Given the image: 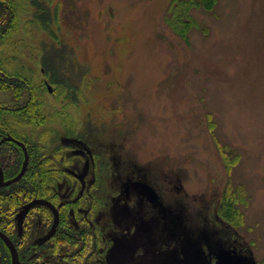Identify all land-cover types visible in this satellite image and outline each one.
I'll use <instances>...</instances> for the list:
<instances>
[{
  "label": "rangeland",
  "instance_id": "rangeland-1",
  "mask_svg": "<svg viewBox=\"0 0 264 264\" xmlns=\"http://www.w3.org/2000/svg\"><path fill=\"white\" fill-rule=\"evenodd\" d=\"M171 1L13 0L0 67L43 89L44 120L7 117L76 191L75 140L91 149L106 264H264V0L193 8L183 36ZM224 196L238 222L218 215Z\"/></svg>",
  "mask_w": 264,
  "mask_h": 264
},
{
  "label": "flooded vegetation",
  "instance_id": "flooded-vegetation-1",
  "mask_svg": "<svg viewBox=\"0 0 264 264\" xmlns=\"http://www.w3.org/2000/svg\"><path fill=\"white\" fill-rule=\"evenodd\" d=\"M6 36V34H0V38ZM0 71V77L2 78L6 74L1 70V67ZM41 74L43 76L45 74L43 69ZM12 78L19 81L16 83V89H18L20 83H23L21 84L23 88L18 89L16 96H14V107L3 105L5 103L3 102V91L9 90L0 89V111L5 108L16 111L28 110L34 98L40 99L39 96L42 94L43 89L36 92L34 97L29 80L27 82L26 78ZM45 87L50 92L48 84H45ZM22 91L25 93L23 94ZM9 92L12 94V91ZM16 114L20 113L17 112L10 116L16 117ZM22 127L26 126L18 122L16 130L10 132L0 130V171L3 183L14 179L23 166L25 155L22 148L8 140V138H13L21 142L26 148L27 142L21 135H17L19 134L17 133L18 130ZM75 145L79 153H85L88 156L87 160L83 161L80 174L77 177L78 190L76 191L75 183L72 185V180H57V189H50L45 186L41 194L29 196V198L21 200L18 205H14L15 208L13 207L12 210L13 226L0 225V233L13 244L19 264H98V261L100 264H106V257L113 244L114 235H111L110 239L107 238L112 232L106 230V220L101 216L98 217L91 209L93 197L88 193L90 185L87 181L92 172L91 149L79 139L75 140ZM18 149H21L23 157L20 169L16 172L14 169H10L13 158L9 151L16 152ZM28 162L29 159L25 172L28 168ZM16 182L4 185L0 189L7 188ZM124 188H126L125 185L122 186V191L125 199H128L127 188V195L124 193ZM37 200L48 202L56 211V226L53 228L55 223L54 211L45 205L37 204L27 211L19 230L17 215L25 205ZM2 208L4 209V205H2ZM72 232L75 234L73 238L71 237ZM100 248L102 250L98 252ZM0 264H12L10 250L1 237Z\"/></svg>",
  "mask_w": 264,
  "mask_h": 264
},
{
  "label": "trees",
  "instance_id": "trees-1",
  "mask_svg": "<svg viewBox=\"0 0 264 264\" xmlns=\"http://www.w3.org/2000/svg\"><path fill=\"white\" fill-rule=\"evenodd\" d=\"M216 1L217 0H172L167 12L174 16L175 20L172 22V18L168 19V24L177 33L183 36L187 30V26L190 27L191 25H195L193 20L190 19V10L193 8H202L210 12L212 9H214ZM40 9L41 7H38L37 11L39 12ZM184 13L188 14L185 15ZM187 17L188 20L185 21ZM36 18L38 21L40 20L39 16H37ZM16 19L17 12L15 10V3L13 2V0H0V34L5 35L7 32H9L10 28L14 25ZM46 26L47 23H45V27ZM59 65V60H55L53 62V68L57 67L55 69H58ZM12 77L20 76H11L6 73L5 76H3L2 78L0 77L1 90H9L14 92L18 89L23 88V86H21V84L23 83H20L17 87L18 89H16V83L19 81L15 80ZM52 83H54V81ZM32 89L35 97L36 91L34 86H32ZM36 100L38 99H33L28 110L16 111L8 110L7 108L1 109L0 130L10 132L11 130L17 129V123L19 121L17 119H8L7 117L8 115L15 114L17 112L22 114L21 117H27L28 119L31 117L33 123L43 122L44 119L39 111V103ZM17 116L18 114H16V117ZM26 146L27 155L29 159L27 171L18 182L14 183L13 185L7 188L0 189V225L2 226H13L12 210L14 205H18L21 200L29 198V196L41 194L44 191L45 186H48L50 189H57V180H59V178L63 175H65V177L69 176L60 168H53L49 163H47L46 158L40 159L38 156V151L34 149V143L31 146L26 143ZM9 153L13 158L10 163L12 166L10 169H14L17 172L20 169L23 153L21 149H18V151L16 152L10 150ZM235 203L236 202L232 197L224 196L222 198V203L218 209V215L221 216L227 222H238L239 212L235 208ZM2 205H4V209L2 208ZM74 235L75 234L72 232L71 237L73 238Z\"/></svg>",
  "mask_w": 264,
  "mask_h": 264
},
{
  "label": "water",
  "instance_id": "water-1",
  "mask_svg": "<svg viewBox=\"0 0 264 264\" xmlns=\"http://www.w3.org/2000/svg\"><path fill=\"white\" fill-rule=\"evenodd\" d=\"M8 140L14 142L15 144H17L19 147L22 148L23 152H24V155H25V159H24V162H23V166L21 168V171L19 172V174L14 178L12 179L11 181H8V182H4L2 181V174H1V171H0V187L4 186V185H9L13 182H16L18 180H20L22 178V176L24 175L25 173V170H26V166H27V161H28V156H27V152H26V148L25 146L13 139V138H8ZM124 190V193L125 195H127V191H126V188L123 189ZM37 204H42V205H45L47 207H49L50 209L53 210V207L46 201H43V200H37V201H33L27 205H25L21 212L17 215V220H18V226H19V230L21 229L22 227V224H23V219L27 213V211L34 205H37ZM54 211V214H55V223H54V226L53 228L56 226V223H57V213L55 210ZM0 237L2 238V240L6 243V245L8 246L9 250H10V253H11V257H12V264H19L18 260H17V254H16V251H15V248L13 246V244L3 235L0 233Z\"/></svg>",
  "mask_w": 264,
  "mask_h": 264
}]
</instances>
